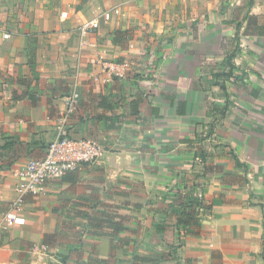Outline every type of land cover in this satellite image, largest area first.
I'll return each mask as SVG.
<instances>
[{
	"label": "crops",
	"instance_id": "0c3cea01",
	"mask_svg": "<svg viewBox=\"0 0 264 264\" xmlns=\"http://www.w3.org/2000/svg\"><path fill=\"white\" fill-rule=\"evenodd\" d=\"M73 90L100 155L7 222ZM0 264H264V0H0Z\"/></svg>",
	"mask_w": 264,
	"mask_h": 264
},
{
	"label": "built area",
	"instance_id": "2783aa9c",
	"mask_svg": "<svg viewBox=\"0 0 264 264\" xmlns=\"http://www.w3.org/2000/svg\"><path fill=\"white\" fill-rule=\"evenodd\" d=\"M114 12H118L117 9ZM110 11L101 14L102 19L109 20ZM100 25L98 18L90 19L79 26L83 37L94 31ZM8 33H4L7 37ZM131 62L110 61L102 62L104 81L110 82L113 77H124L130 68ZM79 102V93L73 90L64 97V107L59 111L55 134L48 143L42 157L30 159L21 167L14 170L13 176L17 179L16 188L18 196L11 201L4 213V220L12 222L19 217V211L28 194L37 193L49 180L75 171L82 164L92 163L101 152L99 143L91 137L74 138L69 133V122Z\"/></svg>",
	"mask_w": 264,
	"mask_h": 264
},
{
	"label": "trees",
	"instance_id": "16d2710c",
	"mask_svg": "<svg viewBox=\"0 0 264 264\" xmlns=\"http://www.w3.org/2000/svg\"><path fill=\"white\" fill-rule=\"evenodd\" d=\"M117 33H119V31H116ZM234 53V52H233ZM233 56V55H232ZM221 87L222 88H224V85L222 84L221 85ZM235 161H236V163L238 164V165H240V163H239V161L235 158ZM186 209H181L180 211H178L177 212V214H179V216L181 217V218H187V219H192L193 218V214L192 213H190V212H186L185 211ZM178 223L179 224H185V221H182V219L180 220H178Z\"/></svg>",
	"mask_w": 264,
	"mask_h": 264
},
{
	"label": "rangeland",
	"instance_id": "374dc122",
	"mask_svg": "<svg viewBox=\"0 0 264 264\" xmlns=\"http://www.w3.org/2000/svg\"><path fill=\"white\" fill-rule=\"evenodd\" d=\"M234 51H232V53H233Z\"/></svg>",
	"mask_w": 264,
	"mask_h": 264
}]
</instances>
